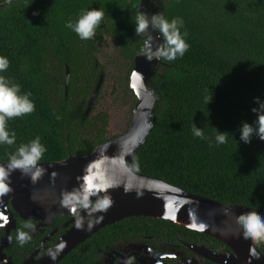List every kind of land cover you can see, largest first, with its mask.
I'll list each match as a JSON object with an SVG mask.
<instances>
[{"label":"trees","instance_id":"obj_1","mask_svg":"<svg viewBox=\"0 0 264 264\" xmlns=\"http://www.w3.org/2000/svg\"><path fill=\"white\" fill-rule=\"evenodd\" d=\"M155 1L168 19L183 18L189 49L175 61H162L148 83L156 97L153 129L135 152L133 169L225 206L264 211V141L253 137L245 144L238 131L242 122L256 119L254 97L264 100V0ZM98 7L105 16L92 39L80 40L65 27L81 10ZM139 8L140 0H0V55L10 62L3 75L35 103L33 112L8 122L16 144L0 145V161L36 136L47 149L40 162L86 155L109 140L106 114L93 129L83 112L105 73L99 42L115 38L131 64L140 55L143 37L132 22ZM193 123L206 139L192 135ZM217 130L227 132L225 144H215ZM14 215L19 229L26 220ZM68 218L57 215L54 225ZM129 219L190 230L148 216L102 230L124 228Z\"/></svg>","mask_w":264,"mask_h":264},{"label":"water","instance_id":"obj_2","mask_svg":"<svg viewBox=\"0 0 264 264\" xmlns=\"http://www.w3.org/2000/svg\"><path fill=\"white\" fill-rule=\"evenodd\" d=\"M139 9L151 16L158 12L159 6L155 0H140ZM148 31L158 39L155 30L149 28ZM144 60L147 59L140 54L134 58L132 64L129 86L137 96L138 102L130 126L123 135L99 144L86 155H69L59 161L39 162L45 171L35 183L31 181L30 176L22 174L19 170L11 174V190L0 196V225L15 229L17 221L14 212L22 219L31 220L43 227L52 225L57 215H69L60 225L67 229L58 244L63 242L65 246L55 259H51L47 251L40 260L31 258L23 264H56L72 248L99 229L132 216L165 219L172 224L207 233L239 250L245 248L246 242L248 249L243 251L244 255H249L245 257L246 261H249L248 264H251L250 255L254 260L263 259L254 249L253 243L243 238L242 231L236 224V217L250 211L264 216V211L242 205L225 206L215 199L191 193L157 177L133 170L135 152L146 143L153 129L152 113L156 97L148 83L162 64V61L153 59L144 67ZM137 72L141 85L135 89L132 82ZM68 78L67 68L66 81ZM86 166L94 169L95 175H105L107 181L113 185L105 193L112 201L111 206L107 211L97 212L92 217L93 227L90 230H87V217L84 226L78 229L75 227L76 216L60 205L61 194L78 186ZM98 217L102 219L95 223ZM55 248L56 246L51 249ZM237 255L240 259L243 257L241 251Z\"/></svg>","mask_w":264,"mask_h":264},{"label":"clouds","instance_id":"obj_3","mask_svg":"<svg viewBox=\"0 0 264 264\" xmlns=\"http://www.w3.org/2000/svg\"><path fill=\"white\" fill-rule=\"evenodd\" d=\"M8 2L11 3V0ZM104 16L105 11L99 7L83 9L76 20L73 22L69 19L65 27L74 32L80 40H89L96 35V30L100 27ZM132 22L135 25L136 36L143 37L140 54L148 61L155 59L172 62L183 57L189 49L187 33L182 32L184 28L182 17L168 19L161 12L149 17L138 10ZM149 28L158 33V39L151 35ZM9 63L7 56L0 55V145L12 146L16 144V132L10 130L8 122L33 112L35 103L30 93L21 91L20 84L3 75L7 72ZM211 99L212 96L205 97V103L208 104ZM254 103L256 106L251 111L256 116L255 121L253 123L244 121L238 129L239 140L245 144L250 143L253 137L264 141V100L254 97ZM191 132L194 137L206 139L203 130L194 123ZM225 133L227 132L217 130L214 137L216 145L226 143ZM209 146H212V141H209ZM46 151L39 136L27 143L19 144L15 151L8 155L6 163H0V196L11 190L10 177L14 171L19 170L22 174L30 176L31 181L35 183L44 174L45 169L39 162ZM93 173L94 169L86 166L78 186L61 194L60 205L76 216L75 227L78 229L84 226L87 217V230H90L93 227L92 217L97 212L107 211L112 203L105 193L113 185L107 181L105 175ZM81 213L84 215L81 216ZM100 219L102 217L96 218L95 223H99ZM236 224L241 229L244 239L250 240L253 244L264 243V216L258 215L255 211L242 213L236 217ZM35 227L31 220H26L17 229L15 240L20 247L32 239L31 233L35 231ZM64 246L65 244L61 242L56 245L55 250L49 249L47 254L54 260ZM124 264H134V257L125 259Z\"/></svg>","mask_w":264,"mask_h":264},{"label":"flooded vegetation","instance_id":"obj_4","mask_svg":"<svg viewBox=\"0 0 264 264\" xmlns=\"http://www.w3.org/2000/svg\"><path fill=\"white\" fill-rule=\"evenodd\" d=\"M105 74H100L93 95L83 112V120L89 119V128L94 129L95 126L103 125L99 115L106 114L105 134L110 140L117 137L116 132L110 131L115 126L114 122L119 120L124 126L120 136L126 132L133 119L138 98L129 84L127 88L116 84L107 92ZM102 93L108 96L113 109L107 111L106 108H98ZM116 111H121L120 118ZM54 222L48 227L35 224V231L31 233L32 239L23 247L15 240L17 228L7 229L0 225V264H23L31 258L40 260L49 249L58 244L61 235L66 232L67 228L60 227L61 224L55 226ZM103 228L72 248L56 264H124L128 257H134V264L249 263L245 259L249 255H244V251L248 249L246 242L243 251L207 233L192 229L175 230L159 221L129 219L124 223V228L102 230ZM253 247L263 259L254 260L250 255L251 264H264V243L253 244ZM239 251L243 254L241 259L237 257ZM247 252L249 254L250 250Z\"/></svg>","mask_w":264,"mask_h":264},{"label":"rangeland","instance_id":"obj_5","mask_svg":"<svg viewBox=\"0 0 264 264\" xmlns=\"http://www.w3.org/2000/svg\"><path fill=\"white\" fill-rule=\"evenodd\" d=\"M99 47V55L105 66L107 92L109 91L111 86H116V84L121 87L127 88V85L129 84V76L131 74L133 66L129 59H125V57H123L120 44L115 38L106 37L105 41L99 42ZM100 98L101 101L98 108L103 110L104 108H106L107 111L113 109L111 107L113 104L110 103L107 95L102 93ZM116 112L118 113L120 118L121 111ZM114 125L115 126H113L110 131L116 132L117 136H120V132L124 127L122 122L118 120L117 122H114Z\"/></svg>","mask_w":264,"mask_h":264},{"label":"bare ground","instance_id":"obj_6","mask_svg":"<svg viewBox=\"0 0 264 264\" xmlns=\"http://www.w3.org/2000/svg\"><path fill=\"white\" fill-rule=\"evenodd\" d=\"M149 17H150V15H149ZM150 63H151V61L144 60V61H142V66L145 67V66L149 65ZM132 84H133L132 86L135 89H137L141 85V79H140V76H139L138 72L135 74V77H134V80H133ZM135 84H136V86H135Z\"/></svg>","mask_w":264,"mask_h":264}]
</instances>
